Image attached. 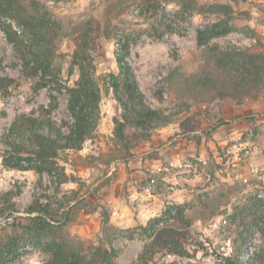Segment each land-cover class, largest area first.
Segmentation results:
<instances>
[{
    "label": "rangeland",
    "instance_id": "obj_1",
    "mask_svg": "<svg viewBox=\"0 0 264 264\" xmlns=\"http://www.w3.org/2000/svg\"><path fill=\"white\" fill-rule=\"evenodd\" d=\"M28 1L59 22L60 55L54 67L61 75L59 79L55 74L44 79L41 75L24 77L20 58L0 29V74L18 83L0 96V150L5 149L3 139L15 119L33 112L38 115L53 95L59 106L50 117L60 125L71 120L67 88L73 87L79 77L78 70L69 74L75 50L71 35L76 26L86 22L95 29L92 56L103 89L101 120L96 137L88 140L82 151L61 153L60 163L69 177L61 186L47 173L6 169L0 159V238L27 225L31 206L41 201L51 204L57 219L76 206L68 225L70 238L76 247H91L102 237L103 213L108 211L110 227L115 229L109 235L117 238L121 248L117 264H134L147 241L141 228L153 218H164L169 205L189 204L185 214L193 219L192 226L175 232L176 250L181 256L160 252L149 264H222L224 256L233 251L235 228L228 225L232 215L250 192L264 188V0H200L231 3L235 9L231 24L236 29L213 38L204 47L198 45V29L218 17L196 14L185 23L177 21L179 9L175 3L167 4L165 12L155 16L140 15L141 4L133 3L106 30L107 0ZM161 15L170 19L181 35L165 34L159 40ZM120 31L129 32L135 41L130 61L146 104L163 110L173 122L151 132L150 140L137 143L132 150L135 158L112 162V171L111 165L94 162L93 157L115 154L114 118L121 111L106 85L111 73L119 71L115 52L117 36L123 35ZM205 69L234 75L240 90L203 102L170 91L167 77L174 70L182 80H190ZM37 82L46 83L38 93ZM116 189L120 204H109L105 195ZM220 195L223 199L214 216L207 214L206 219L198 220L194 208L210 199L218 203L216 196ZM10 204L15 205L14 213L8 209ZM172 223L176 221L167 225ZM256 244L254 241L252 246ZM26 249L19 256L1 259L0 264L44 263V246ZM246 261L247 255L244 264Z\"/></svg>",
    "mask_w": 264,
    "mask_h": 264
},
{
    "label": "trees",
    "instance_id": "obj_2",
    "mask_svg": "<svg viewBox=\"0 0 264 264\" xmlns=\"http://www.w3.org/2000/svg\"><path fill=\"white\" fill-rule=\"evenodd\" d=\"M104 10V27L111 28L114 21L123 15L130 6L141 4L140 15L165 12L164 7L175 3L178 7L177 21L184 23L196 14L217 16L212 23L202 25L198 29L197 42L199 47L207 46L215 37L233 32L236 28L231 24L235 9L231 3L201 2L200 0H107ZM170 19L161 15L157 38L163 40L165 34H179V29L170 23ZM0 29L5 33L8 42L13 46L20 58L26 78L44 79L49 74L60 78L61 71L54 67L59 57L60 26L48 11L41 12L28 0H0ZM95 29L91 22L76 26L72 31L75 50L71 58L69 74L79 71L74 86L67 88L68 111L71 120L62 125L50 116L58 108L57 96L53 95L47 108L42 107L38 115H20L10 126L4 136V150H0L1 164L9 170L20 172L34 171L38 174L47 173L56 179L59 186L67 183L69 177L65 167L60 163L62 152L82 151L85 143L96 137L101 120L102 86L99 83L97 69L92 52L94 50ZM117 36L115 59L118 73H111L107 83L113 97L119 105L121 114L114 118L113 145L115 154L98 155L94 162L109 166L118 160L128 161L135 158L132 153L137 143L150 140V133L172 124V117L165 115L161 109H154L145 102V97L138 85L130 57L135 41L129 32L120 31ZM253 56V55H251ZM249 62L247 59H243ZM252 63V61H251ZM254 63V62H253ZM210 70V69H209ZM207 69L200 71L190 80H182L174 70L167 77L170 91L181 98H192L203 102L217 96L231 94L240 90L241 86L234 83V75L216 73ZM258 73V72H257ZM256 73V74H257ZM244 83V87L247 83ZM18 84L9 76L0 74V96L7 94L12 86ZM46 83L37 82L35 91L38 93ZM105 87V88H107ZM158 97L159 93L156 94ZM131 131V135L128 132ZM133 132V133H132ZM122 153V154H120ZM264 189V188H263ZM250 192V197L240 209L232 215L229 226L235 228L233 251L224 256L222 264H264V190ZM217 195V194H216ZM76 198V197H75ZM201 201L194 208L198 220L214 216L221 205L223 196ZM189 204H172L164 211V218H153L147 226L142 227V235L147 237L143 252L134 264H149L157 253L178 254L175 234L178 228H189L193 219L185 214ZM15 212V205H8ZM76 206H71L57 219V213L50 203L36 202L30 208L32 217L27 225L18 227L4 238H0V260L19 256L28 246H44L46 259L43 264H117L121 248L117 238H111V214L104 211L102 221V237L95 246L76 247L70 238L68 225L72 221ZM176 223L167 225L169 221ZM180 223V226L178 225ZM165 224V225H164ZM175 227V228H174ZM257 242L254 247L253 243ZM181 256V255H180Z\"/></svg>",
    "mask_w": 264,
    "mask_h": 264
},
{
    "label": "crops",
    "instance_id": "obj_3",
    "mask_svg": "<svg viewBox=\"0 0 264 264\" xmlns=\"http://www.w3.org/2000/svg\"><path fill=\"white\" fill-rule=\"evenodd\" d=\"M107 192V191H106ZM107 198H109V200H108V203L110 204H112L113 202L114 203H118V204H120L119 202H118V190L116 189V190H111V191H108L107 193H106V195H105ZM123 206V205H122Z\"/></svg>",
    "mask_w": 264,
    "mask_h": 264
},
{
    "label": "built area",
    "instance_id": "obj_4",
    "mask_svg": "<svg viewBox=\"0 0 264 264\" xmlns=\"http://www.w3.org/2000/svg\"><path fill=\"white\" fill-rule=\"evenodd\" d=\"M111 169H112V171L115 170V164L114 163L111 165Z\"/></svg>",
    "mask_w": 264,
    "mask_h": 264
},
{
    "label": "bare ground",
    "instance_id": "obj_5",
    "mask_svg": "<svg viewBox=\"0 0 264 264\" xmlns=\"http://www.w3.org/2000/svg\"><path fill=\"white\" fill-rule=\"evenodd\" d=\"M134 253V252H133Z\"/></svg>",
    "mask_w": 264,
    "mask_h": 264
}]
</instances>
